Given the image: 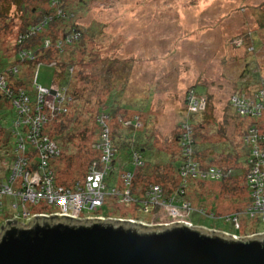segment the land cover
I'll return each mask as SVG.
<instances>
[{
  "label": "rangeland",
  "instance_id": "rangeland-1",
  "mask_svg": "<svg viewBox=\"0 0 264 264\" xmlns=\"http://www.w3.org/2000/svg\"><path fill=\"white\" fill-rule=\"evenodd\" d=\"M77 3L79 2H75L74 7L75 22L89 31L95 27L101 30L98 40L90 41L89 44L95 49L98 47L100 59L96 60L97 65L85 70L90 74L100 75V69L103 66L101 62L105 58L116 60L120 68L124 70L129 65L130 72H126L122 78L125 77L127 80L130 77L128 83L132 88L131 92H124V100L131 101L135 98L146 100L147 109H149L147 115L150 118H148L146 130L153 132L151 137L155 160L165 158L169 160L171 157L176 158L180 153L174 133L179 132L180 122L187 116L185 107L187 91L199 84L206 87L204 98L210 101L214 120L220 128L226 130L232 144L241 146L242 130L231 116L233 110L228 101L238 90L237 88H240V85H237L238 81V84L247 82V89L250 92L256 88L260 76H264V0H86L82 7ZM9 16L11 17L10 27H7L8 31L0 35V40L3 39L0 47L5 53H8L6 48H11L14 44V38L21 23L13 7L10 8ZM251 46L255 50H252ZM246 68L254 72L258 71L259 75L256 76L253 73L248 77ZM35 72H37L36 81L32 83L33 85L29 82L26 85V91L32 100H34V87L38 85L50 88L54 82V70L50 66L41 64L31 71V77H34ZM244 73H246L245 76ZM23 78L27 81L29 75L26 74ZM52 89L54 91V87ZM198 89L205 91L203 87ZM90 98L96 99L92 93ZM90 107L92 108L90 103L85 102L84 109L90 110ZM70 111L73 113V107H70ZM95 113L94 111L93 117ZM67 115L71 116V114ZM121 115L119 114L118 118ZM79 116V122L75 123V131L80 134L86 127L88 134L90 132L94 134L90 139L88 136L85 141L78 138V143L74 142L76 146L70 148L72 151L70 149L69 152L63 151L60 145L46 134L56 147V155L60 154L59 159L52 164L55 180L66 187H71L75 179L84 180L86 177L84 172L93 166L97 167L96 164L91 165L95 160L92 162L90 160L95 154L91 147L97 138L98 128L94 118H89L86 112ZM14 117L15 112L12 108L0 107V122L7 128L12 127ZM128 117L130 115L123 118L128 120ZM142 121L144 122V119ZM48 125L51 128L54 126L52 120ZM138 126L141 127V125ZM263 126L264 122L259 132L264 131ZM74 148H80V152L78 151V155H75L76 158L72 162L74 153L71 154V152L75 151ZM242 151V157L244 154L247 155L246 150ZM69 153L71 157L69 155L65 158ZM165 166L163 162L156 163L151 168V172L154 175L164 172ZM6 167L7 169L10 167V162L5 164ZM120 171L122 172V169ZM172 174L176 173L171 172ZM1 176L8 178L10 171H2ZM114 179L113 174L108 187L114 185ZM152 181L156 182L154 179ZM189 182H191L190 179L184 186L183 199L177 202L178 209L181 210L179 214L183 218H177V215L174 217L173 213L177 214L178 211L171 206H158L152 212L144 213L134 210L130 205L119 204L120 209L116 212L114 209L116 199L108 194L105 196L102 209L84 210L81 215L82 217L116 215L144 220V222L155 224L153 226L173 227L185 224L182 222H185L186 217L191 214L184 209V204H188L193 209L202 204L206 207L205 216L192 212L189 217L198 226L212 229L214 232H219L217 231L219 229L234 231L233 227H238L236 230L239 233L238 238L264 231V223L258 221L256 217H251L255 215H240L237 224L233 221L217 219L231 215L234 197H238V200L240 197L244 198V192L224 191L217 182L200 184L195 182L194 185L188 186ZM103 184L106 186L105 181ZM155 186L158 185H151V191ZM158 187L161 189L160 196L163 197L162 188ZM164 190H169V187ZM164 200L172 201L171 198H164ZM12 201L15 202L14 197L12 200L8 196L7 211L17 214L21 211V204L19 203L18 208L13 210ZM239 203L243 208L237 209L243 210L246 201H239L238 206H240ZM26 206L32 213L56 209L54 205L46 203L26 204ZM130 208L134 212H130ZM3 216L4 214L0 215V221L4 218ZM170 216L173 217L172 220ZM162 220L164 221L159 222ZM19 221L25 222V219Z\"/></svg>",
  "mask_w": 264,
  "mask_h": 264
},
{
  "label": "trees",
  "instance_id": "trees-1",
  "mask_svg": "<svg viewBox=\"0 0 264 264\" xmlns=\"http://www.w3.org/2000/svg\"><path fill=\"white\" fill-rule=\"evenodd\" d=\"M74 1H78L77 4L82 7L86 0H0V35L8 31L7 27H10V8L13 7V11L21 21L14 38V44L11 48H6L8 53H5L0 47V81L3 78L12 90L9 93L0 92V107L12 108L15 112L12 121L15 122L18 116L17 103H19L16 101L21 97V93L28 97L29 105H39L35 87L33 89L34 100H32L28 91H26V85L28 82L34 83L35 73L37 72L34 73V77H31V71L41 64H46L54 70L52 86L55 91L61 94L65 92L70 101L67 103L68 111L66 113L59 112L53 114L52 117L49 116V120L45 123L44 132L54 142H57V145H60L63 151L69 152L70 148L76 146L74 142L78 143V138L85 141L88 136L90 139L94 134L92 132L88 134V128L86 127L80 134L75 131V123L80 120L79 115L86 112L89 118H94L98 133L91 147L95 154L90 161L95 160L91 165L96 164L103 171L105 170L103 177L106 183V186L104 184V193L105 196L108 194L116 199V205L114 206L116 212L120 209L119 204L130 205L134 210L142 212L143 205L151 197V194L149 195L151 185H158L162 188L163 197L161 196L159 199L166 204L174 205L180 199H183L184 186L187 180L190 179L191 182L188 186L194 185L195 182L199 184L217 182L224 191L235 193L238 190L244 192V198L240 197L238 200V197H234L231 205V215L218 217L217 219L230 222L232 218H236L238 221V217L243 214L249 216L248 208L252 204L251 193L253 190L250 188L247 174L254 163L261 161L260 157L256 156L255 149L257 147L259 149L264 148V141H261L263 144L261 142L259 144L252 140V132H259V128L264 122V116L254 106V104L260 103L259 99L261 100L262 97L260 93L264 94V76H260L256 88L250 92L247 89V82L238 84V81L237 85H240V88H237L238 90L231 95V99L228 101L233 110L231 116L242 130L240 134L242 135L241 146L232 144L233 142L227 137L226 130L220 128L214 120L210 101H206V98H204L206 87L199 84L192 86L187 91L185 95L187 116L180 122L179 132L174 133L180 153L176 158L171 157L169 160L166 158L155 160L153 138L151 137L153 132L146 130L149 118L146 100L136 98L131 101L124 100V92H131L132 88L131 84L128 83L130 77L127 80L125 77L122 78L126 72H130L129 65L124 70L120 68L116 60L105 58L101 62L103 66L100 69V75L90 74L85 70L97 65L95 64L96 60L100 59L98 47L95 49L90 47L89 44L90 41L98 40L101 36V30L95 27L91 28L92 31H89V29H85L75 22ZM1 20H3V23H1ZM67 36H70L71 39L67 40ZM2 40H0V44ZM47 41L48 44H46ZM251 47L252 50H255L253 46ZM245 72H248V77L253 73L256 76L259 75L258 71H251L250 68H246ZM26 74L29 75L27 81L23 78ZM243 75L245 76L246 73ZM198 87H203L205 91H200ZM90 93L96 98L95 100L90 98ZM232 98L251 100L254 104L247 105L249 104L248 101L240 103V108L246 109L244 113H241ZM85 102H89L92 106L90 110L84 109ZM70 107H73V113H71ZM94 111L96 113L93 117ZM67 114H71V116L69 117ZM119 114L122 115L118 118ZM127 115H130L128 120L123 118ZM142 119H144V122ZM51 120L54 124L52 128L48 125ZM101 120L105 123L104 129L108 132L115 153L110 156L108 161H101L100 163L102 154L100 148L104 144V140L101 138L103 131ZM138 125H141V127ZM22 131H24V128L15 127L14 123L12 127L7 128L0 122V183L9 178H3L1 172L4 170L9 171L10 167L5 168V164L10 162L11 165L12 158L15 155L14 149L17 146V135ZM70 150L72 151V149ZM74 150L71 152V154L74 153V157L71 159L72 162L78 155V151L80 152V148H74ZM241 150H246L247 155L244 154V157H242ZM30 153L34 155L33 152ZM71 154H67L65 158L69 155L71 157ZM135 154L140 156L141 163L133 160ZM59 156L60 154H55L48 159L51 169L53 162L59 159ZM159 162H163L166 169L164 172L154 175L151 168ZM120 169H122V172ZM89 171L90 168L84 173L87 175ZM171 172H175L177 175H171ZM192 173H194L193 177L191 176ZM113 174L115 175L114 185L108 187ZM127 174L130 177L129 185L126 187L129 192V199L123 202L121 201V195L123 196L125 191L123 176ZM152 179L156 182H153ZM76 181L79 180L75 179L73 183ZM166 187H169V190H164ZM114 189L119 191L116 195H112ZM164 198H171L172 201L167 202ZM239 201H246L243 210L237 209L243 208L241 203L238 206ZM149 205L151 208L158 207L151 202H149ZM130 212L134 211L131 209ZM192 212L204 217L206 207L200 204L198 208H191L190 213L192 214ZM191 214H189V217ZM251 217H256L258 221L264 223L261 214ZM233 229L234 231L219 230L239 234L236 232L238 227H233Z\"/></svg>",
  "mask_w": 264,
  "mask_h": 264
},
{
  "label": "water",
  "instance_id": "water-1",
  "mask_svg": "<svg viewBox=\"0 0 264 264\" xmlns=\"http://www.w3.org/2000/svg\"><path fill=\"white\" fill-rule=\"evenodd\" d=\"M6 225L0 264H264V234L240 239L193 224L78 218Z\"/></svg>",
  "mask_w": 264,
  "mask_h": 264
},
{
  "label": "built area",
  "instance_id": "built-area-1",
  "mask_svg": "<svg viewBox=\"0 0 264 264\" xmlns=\"http://www.w3.org/2000/svg\"><path fill=\"white\" fill-rule=\"evenodd\" d=\"M66 38L67 40L71 39L70 36ZM46 44H48V41ZM36 76L37 73L35 74L34 82L36 81ZM52 87L43 88L38 85L35 87L39 105H29L28 97L22 93L20 94L21 97L16 101L19 102L17 103L18 116L17 120L14 122V126L18 128L23 127L24 131L19 132L17 135V146H15L14 149L15 155L14 158H12V163L9 168L10 176L8 180L0 183V215L4 214V218L0 221V237L7 229V223H10L12 226L18 225L20 228L26 229L34 225L35 218L40 225H42V220L71 221L75 218L79 220H118L126 223L141 224L143 226L155 225L144 222V220L114 215H86L82 217L81 214L84 210L98 211L104 203L105 193L103 177L105 170L103 171L98 165L97 167H91L84 180L76 181L70 185L71 187H66L60 183H58L59 185L57 186L54 173L51 171L52 169L49 167L48 163V159L57 154V150L55 145L52 144V141L45 134L44 128L45 123L49 120V116L52 117L55 113H66L68 111L67 103L70 101V98L66 96L65 92L61 94L55 91V89L53 91ZM0 92H12L3 78L0 81ZM260 94L262 97L261 100L259 99L260 103L258 104H254L251 100H239L237 98H232V100L239 107L241 113H244L246 109L243 107L240 108V103L248 101L249 104L247 105L251 103L254 104L255 108L264 116V94L262 92ZM195 104H197V102H195ZM100 123L103 126L101 138L104 140V144L100 148L102 149L100 158L101 163V161H108L110 156L115 153V149L112 148L108 132L104 129L105 123L102 120ZM252 138V140L260 144L261 141H264V131L252 132ZM255 150L256 156H259L261 161L254 163L253 166L249 168V173L247 174L250 188L253 190L251 193L252 204L249 206L248 210L250 215L261 214L262 220L264 221V166H262V164H264V148L261 147L259 149L257 147ZM30 152H33L34 155ZM139 158L140 156L137 154L133 156L135 162L141 163ZM191 176L193 177L194 173H192ZM129 179V174L123 176V184L125 187L124 195H121V201L123 202L129 199V192L126 188L129 185ZM54 185L58 190L54 189ZM118 192L117 189H114L112 195H116ZM160 193L161 189L158 186L153 187L149 201L145 202L143 205V211L148 213L157 208H151L149 205V202H151L155 206L175 207L178 213H173V216L175 217L177 215V218H183L179 214L181 210L178 209V206L165 204L164 201L159 199L161 197ZM8 196H10L12 200L13 197L15 199L14 203L12 201L13 210L18 208L19 203L21 204V211L17 214H12L10 211H7ZM40 203L54 205L56 209L53 211L43 210L32 213L26 206V204L37 205ZM184 209L190 213L191 207H189L188 204H184ZM170 218L171 220L173 219L171 216ZM21 219H25V222H20L19 220ZM163 221L164 220L159 222ZM231 221L236 224L238 222L236 218H232ZM182 223L196 225L190 220L189 216L186 217V221ZM217 231L223 234H230L237 238L239 235L220 230ZM263 234L264 231L245 235L243 238Z\"/></svg>",
  "mask_w": 264,
  "mask_h": 264
},
{
  "label": "bare ground",
  "instance_id": "bare-ground-1",
  "mask_svg": "<svg viewBox=\"0 0 264 264\" xmlns=\"http://www.w3.org/2000/svg\"><path fill=\"white\" fill-rule=\"evenodd\" d=\"M56 184H57V186L59 185L57 182H56ZM53 187H54V189H57L55 185ZM175 206H178V203H175Z\"/></svg>",
  "mask_w": 264,
  "mask_h": 264
},
{
  "label": "crops",
  "instance_id": "crops-1",
  "mask_svg": "<svg viewBox=\"0 0 264 264\" xmlns=\"http://www.w3.org/2000/svg\"><path fill=\"white\" fill-rule=\"evenodd\" d=\"M52 86V85H51Z\"/></svg>",
  "mask_w": 264,
  "mask_h": 264
}]
</instances>
